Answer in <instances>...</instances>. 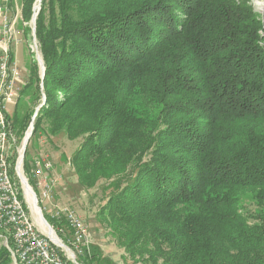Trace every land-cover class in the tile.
<instances>
[{
  "label": "trees",
  "instance_id": "trees-1",
  "mask_svg": "<svg viewBox=\"0 0 264 264\" xmlns=\"http://www.w3.org/2000/svg\"><path fill=\"white\" fill-rule=\"evenodd\" d=\"M35 1L21 0L24 22ZM39 7L45 70L40 81L34 62L30 85L42 83L45 100L39 95L32 135L82 139L70 163L83 188L108 182L99 216L116 245L138 264H264V38L246 7ZM23 119L9 118L16 137ZM80 262L114 264L94 249ZM0 264H12L3 245Z\"/></svg>",
  "mask_w": 264,
  "mask_h": 264
},
{
  "label": "rangeland",
  "instance_id": "rangeland-1",
  "mask_svg": "<svg viewBox=\"0 0 264 264\" xmlns=\"http://www.w3.org/2000/svg\"><path fill=\"white\" fill-rule=\"evenodd\" d=\"M233 1L236 4L245 6L247 9L246 14H251V17L257 20L259 23L258 34L263 39L264 6L262 5H264V0ZM37 4L38 0L33 4L31 19L35 14L36 10L34 8ZM23 19L21 0H0V54H2L4 50L8 51V54L12 57V64L10 65L15 64L19 73L18 84L21 93L17 96V100L14 104L7 105L8 116L12 121L14 119L24 118L22 123L23 131L19 134H22V136L16 137L13 134L17 141L16 144L19 146L26 136L27 131H30L31 127L34 130L35 122L32 124L33 126H30L32 122L30 116L32 113H34L33 116L35 115V111L38 108L37 106L40 104L38 103L39 95L42 98L44 97L41 87L38 91L34 88V85H30L31 81H33V78H31L33 64L34 62H36V64L38 63L37 59H41V54L36 40L34 42L32 41L33 25L31 20L24 22ZM25 27L30 31L28 32L30 33L29 35L27 31L24 30ZM37 66L39 68L38 64ZM12 67L13 66L10 68ZM35 76L39 77L38 74ZM39 80L41 81L40 77ZM81 142L82 139L68 140L64 135L49 136L45 134L44 131H38L34 135L31 134L29 137L23 153L24 164L30 167V164L35 159L42 158L51 161L53 165L50 173L52 179L55 181L51 193L52 199H50V201H44L42 205L39 204V207L42 209L43 217L52 225L51 218L56 217L57 213H59V217L62 218L64 214L60 212H65L66 210L73 211L86 226L90 242L89 250H96V252L100 254L101 260H110L114 264H138L133 262L124 250L116 245L115 237L108 227V223L99 216L101 208L106 204L110 196L111 191L106 188L108 182L100 180L92 189H85L79 184L72 164L70 163V159ZM13 179L12 182L16 183ZM16 186L21 199L22 191L18 185ZM242 204L248 208L252 207L251 210L253 209V206L248 205L249 203L245 200ZM55 225H57L58 229H62L63 234L68 237L69 230L62 219ZM58 229L55 228L54 230L58 232ZM8 238L10 239V232L0 229L1 246L3 245L6 248V246L11 245V239L9 241ZM82 256H84V254Z\"/></svg>",
  "mask_w": 264,
  "mask_h": 264
},
{
  "label": "built area",
  "instance_id": "built-area-1",
  "mask_svg": "<svg viewBox=\"0 0 264 264\" xmlns=\"http://www.w3.org/2000/svg\"><path fill=\"white\" fill-rule=\"evenodd\" d=\"M0 55V229L11 228L18 234V241H10V243H17V256H10L11 262L12 264H81L80 257L89 251L90 242L86 226L79 217L73 211L66 210L60 212L64 214L62 218L59 217V213L51 218V221L55 219L56 223H59L61 219L64 220L69 230L67 237L62 229H58L56 223L52 221L50 225L44 217L41 220L34 210V206H38L42 211L39 204L42 205L44 201L52 199L51 193L55 181L50 175L52 162L42 158H37L30 164L29 175L25 173L23 144L27 134L21 145L17 144L16 152L13 153L12 170L22 191V198L26 199L30 206L33 219L37 221L41 229H46L48 240H39L38 233L29 230L26 222L17 213L16 202L11 200L8 193V180L2 173L3 128L11 127L7 105L14 104L20 89L18 69L15 64L10 65L12 57L6 50ZM11 66L13 67L10 68ZM55 228L58 232L54 230ZM9 247L6 246L8 253Z\"/></svg>",
  "mask_w": 264,
  "mask_h": 264
},
{
  "label": "bare ground",
  "instance_id": "bare-ground-1",
  "mask_svg": "<svg viewBox=\"0 0 264 264\" xmlns=\"http://www.w3.org/2000/svg\"><path fill=\"white\" fill-rule=\"evenodd\" d=\"M264 6V5H262ZM38 7V4H37ZM37 12V8L35 13ZM33 41V39H32ZM34 42V41H33ZM40 60V59H39ZM21 92V91H20ZM35 115L32 118V122L30 126H33V119ZM33 131V128H30V131H27V137L31 136ZM3 144L2 147V158H3V164H2V173L5 174L6 179L8 180V193L11 196V200L13 202H16V208L17 213L20 214L22 217V220L26 222V226H28L29 230L33 233H38L39 240H48V233L46 229H41V226L37 224V221L33 219L32 212L30 210V206H28V203L26 199L19 197V191L16 185H18L16 181V177H14V171L13 169V162H14V152H16L17 144L14 139V135L11 131V127H4L3 128ZM14 178V179H13ZM15 180L16 183L12 182ZM34 210L37 214V216L43 220V214L42 211L38 208V206H34ZM4 230H7L10 232V239L11 241H18V234L14 232L11 228H4ZM9 254L10 256H17V243H11L9 247Z\"/></svg>",
  "mask_w": 264,
  "mask_h": 264
},
{
  "label": "water",
  "instance_id": "water-1",
  "mask_svg": "<svg viewBox=\"0 0 264 264\" xmlns=\"http://www.w3.org/2000/svg\"><path fill=\"white\" fill-rule=\"evenodd\" d=\"M39 5H40V0H38V7L36 6L34 9L36 10V8H37V13H38V11H39V9H40V7H39ZM37 13H35L34 15H33V17H32V19H31V23H32V25H33V28H32V39H33V41H35V20H36V16H37ZM38 61V65H39V71H40V79H41V81H42V79H43V76H44V70H45V68H44V65H43V62H42V60L40 59H37ZM40 87H41V90H42V83L40 84ZM43 100H45V97H43ZM40 107V106H39ZM39 107L36 109V111H35V113L36 112H38V110H39ZM28 140H29V136L28 137H26L25 138V141H24V144H23V152L25 151V148H26V144H27V142H28Z\"/></svg>",
  "mask_w": 264,
  "mask_h": 264
}]
</instances>
